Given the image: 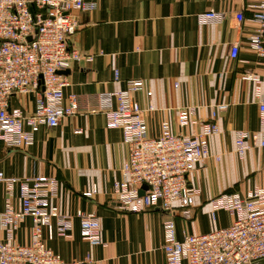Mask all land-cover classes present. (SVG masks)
Here are the masks:
<instances>
[{
	"label": "crops",
	"instance_id": "0c3cea01",
	"mask_svg": "<svg viewBox=\"0 0 264 264\" xmlns=\"http://www.w3.org/2000/svg\"><path fill=\"white\" fill-rule=\"evenodd\" d=\"M261 1L98 0L96 11L76 13L79 27L69 40L70 47L94 58L91 63H73L64 75L70 84L65 102L76 97L77 114L56 129L42 128L30 148L9 150L3 146L0 150V171L6 177L45 176L60 181L59 197L52 203L61 214L73 216L72 238L46 243L64 261H82L91 253L93 264H166L163 223L169 214L155 209L127 213L114 202L113 187L121 179L128 148L120 130L107 129L102 112L92 113L99 108L101 97L125 90L130 81L143 82L142 91L133 98L145 111L151 138L160 135L164 122L174 134L199 133L209 121L217 123L221 131L209 140V158L189 177L199 191L190 208L191 219L185 220L180 209L173 215L178 238L232 225L233 218L226 212L212 218L210 202L222 194H245L262 181L260 101L255 96L256 83L243 80L245 76L258 78L264 99V58L248 41L257 25L251 22L247 6ZM209 12L223 13L225 18L220 24H199V16ZM239 13L244 15L241 24L236 19ZM235 44L239 54L232 59ZM149 104L153 105L151 111ZM221 105L227 109L213 118ZM192 107L197 109L193 119L199 123L180 128L179 112ZM11 108L33 113L36 97H15ZM238 131L251 135L247 142L251 148L243 160L236 153ZM94 188L96 194L87 198L85 194ZM79 213L99 217L105 247L91 248L82 239ZM30 226L28 221L19 231V243L28 244L25 237Z\"/></svg>",
	"mask_w": 264,
	"mask_h": 264
},
{
	"label": "built area",
	"instance_id": "2783aa9c",
	"mask_svg": "<svg viewBox=\"0 0 264 264\" xmlns=\"http://www.w3.org/2000/svg\"><path fill=\"white\" fill-rule=\"evenodd\" d=\"M98 0H0V150H25L32 147L36 134L42 129H56L63 120L77 114L79 104L71 96L65 102L69 81L62 73L73 63L93 62L72 49L70 38L79 22L76 13L94 12ZM251 22L257 25L248 39L249 46L264 58V0L250 4ZM223 13L209 12L199 16V24H220ZM237 21H244L242 13ZM239 45L231 48L236 59ZM116 81L119 72L115 73ZM243 80L256 83L259 99V122L263 132L260 147L264 152V99L261 81L253 76ZM142 81H130L125 90L100 98L92 113L102 112L108 130H120L128 148V158L121 170V179L114 184V202L127 213L139 214L161 210L169 214L163 223L166 264H253L264 260V168L262 181L245 194H222L210 202L211 216L219 212L233 218L228 228L208 234L177 236L173 215L176 209L185 220L192 217L191 209L199 191L190 182V175L211 155L210 138L221 131L214 121L202 124L201 131L192 135L174 134L168 122L161 125L160 135L151 138L144 110L133 96L142 91ZM34 94L36 108L25 113L11 108L15 97ZM152 97V93L147 94ZM227 106H217L222 112ZM153 105L149 104V111ZM196 108H186L178 115L180 128L199 122L193 119ZM251 135L244 131L235 134L238 157L243 160L251 146ZM148 189L142 194V189ZM60 181L53 177L9 178L0 171V264H93L92 254L82 261L68 263L48 248L46 240L72 238L73 216L61 214L53 205L59 197ZM3 189V191H2ZM97 189L85 194L92 198ZM178 207V208H177ZM81 237L91 248L106 245L101 239L100 219L96 214L79 213ZM31 222L29 244L18 241V233Z\"/></svg>",
	"mask_w": 264,
	"mask_h": 264
},
{
	"label": "water",
	"instance_id": "95a60500",
	"mask_svg": "<svg viewBox=\"0 0 264 264\" xmlns=\"http://www.w3.org/2000/svg\"><path fill=\"white\" fill-rule=\"evenodd\" d=\"M62 74H63V75L67 74V71L63 72ZM147 189H148V187H147V186H144L143 189H142V192H141V193L143 194L144 191L147 190ZM253 264H264V260H261V261L255 262V263H253Z\"/></svg>",
	"mask_w": 264,
	"mask_h": 264
},
{
	"label": "rangeland",
	"instance_id": "374dc122",
	"mask_svg": "<svg viewBox=\"0 0 264 264\" xmlns=\"http://www.w3.org/2000/svg\"><path fill=\"white\" fill-rule=\"evenodd\" d=\"M25 239H26V242L29 244L30 239H29V235H28V233L26 234Z\"/></svg>",
	"mask_w": 264,
	"mask_h": 264
}]
</instances>
